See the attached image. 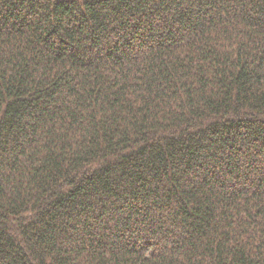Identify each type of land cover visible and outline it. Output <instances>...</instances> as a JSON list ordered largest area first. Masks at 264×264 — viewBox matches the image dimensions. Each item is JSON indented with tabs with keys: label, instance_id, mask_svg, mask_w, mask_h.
Returning <instances> with one entry per match:
<instances>
[{
	"label": "trees",
	"instance_id": "trees-1",
	"mask_svg": "<svg viewBox=\"0 0 264 264\" xmlns=\"http://www.w3.org/2000/svg\"><path fill=\"white\" fill-rule=\"evenodd\" d=\"M0 264H264V0H0Z\"/></svg>",
	"mask_w": 264,
	"mask_h": 264
}]
</instances>
